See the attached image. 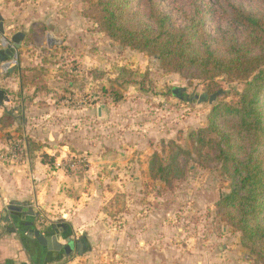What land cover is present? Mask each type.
<instances>
[{
  "label": "rangeland",
  "instance_id": "obj_1",
  "mask_svg": "<svg viewBox=\"0 0 264 264\" xmlns=\"http://www.w3.org/2000/svg\"><path fill=\"white\" fill-rule=\"evenodd\" d=\"M98 1L0 0V15L9 13L11 21L15 19L14 30L28 31L27 43L19 49L18 64L13 69L20 75L23 86L46 87L48 77L53 79L57 101L64 102L67 111L85 106H104L106 110L107 105L128 103L136 127L145 123L153 137L156 130L162 133L161 144L152 152L150 164L156 154L165 165L176 155V166L169 181L155 180L150 172L143 181L145 189L137 191L134 198L133 193L115 194L111 204L105 207L110 219L103 221L112 225L111 230L121 227L124 242L129 239L126 249L117 256L114 251V255L100 253L80 258L77 264H264L260 256L242 246V233L229 225L224 211L217 207L220 199L231 192V179L216 160L221 140L207 135V146L199 155L190 139L193 132L209 126V116L215 106L237 105L244 83L227 76L205 80L197 70L182 74L166 71L154 56L124 47L104 32ZM228 1L247 12L264 16V0H201L202 26L216 48L224 47L230 37L243 38L242 29L226 15ZM160 2L161 10L177 28L184 29L192 20L200 18L189 0ZM129 12L132 23L155 26L140 0H131ZM36 15L39 19L35 22ZM3 37L0 35V48ZM80 58H85V62H79ZM0 74L8 75L1 72V66ZM69 83L70 89L65 88ZM174 88L185 89L184 100L173 95ZM220 89L226 95L220 96L213 105L200 104L195 99ZM81 100L85 104H79ZM106 117L107 111L103 117L94 119V125L103 128L101 124ZM12 120L6 114L1 120L3 127L12 125ZM2 133L9 140L16 137ZM21 136L17 137L24 138ZM86 166L80 172L68 173L84 177L89 171L88 160ZM120 214H130L139 223L128 225L126 220V224L116 225L114 217ZM147 214L152 233L138 234L143 230L142 220ZM101 226L105 228L103 223ZM79 252L74 251L72 261L81 256ZM69 262L65 259L57 264Z\"/></svg>",
  "mask_w": 264,
  "mask_h": 264
},
{
  "label": "crops",
  "instance_id": "obj_2",
  "mask_svg": "<svg viewBox=\"0 0 264 264\" xmlns=\"http://www.w3.org/2000/svg\"><path fill=\"white\" fill-rule=\"evenodd\" d=\"M38 19L36 15L33 21ZM12 21L9 13L0 15V34L11 40L18 36L23 48L28 31L14 30ZM6 52L0 48V63L9 58ZM79 62L84 63L85 58ZM52 81L48 77L46 87H25L15 70L0 74V150L18 140L19 134L28 145L27 161L0 163V264H57L65 259L70 260L68 264H77L80 258L94 254L114 255L115 251L119 255L129 239L124 242L121 227L111 230L112 225L103 221L110 219L105 207L115 194L133 193L134 198L137 191L145 189L143 181L150 175L152 152L161 144L160 130L153 137L145 123L138 127L133 124L128 103L107 105V117L99 129L93 123L99 118V106L67 111L64 102L58 103ZM77 92L82 93V89ZM6 114L13 118L12 125L3 127L1 120ZM2 132L16 137L9 140ZM78 156L89 162L84 177L58 168V163ZM13 208L28 209L33 215ZM147 216L138 234L152 233ZM126 220L128 225L138 221L130 214L117 215L113 221L120 225ZM31 230L56 238L59 246L71 239L74 249L68 254L63 249L50 250L30 236ZM76 249L81 256L72 261Z\"/></svg>",
  "mask_w": 264,
  "mask_h": 264
},
{
  "label": "trees",
  "instance_id": "obj_3",
  "mask_svg": "<svg viewBox=\"0 0 264 264\" xmlns=\"http://www.w3.org/2000/svg\"><path fill=\"white\" fill-rule=\"evenodd\" d=\"M189 1L200 18L184 29L177 28L161 10L160 0H140L155 26L132 23L131 0H99L97 7L103 30L111 39L154 56L166 71L197 70L205 80L227 76L244 83L237 105L215 106L209 126L193 132L190 139L199 155L207 146V135L221 140L216 160L231 179V192L217 207L229 225L242 233V246L264 260V16L228 1L226 15L242 29L243 38L230 37L224 47L216 48L202 26L201 0ZM174 166L176 155L165 165L156 154L151 176L169 181Z\"/></svg>",
  "mask_w": 264,
  "mask_h": 264
},
{
  "label": "built area",
  "instance_id": "obj_4",
  "mask_svg": "<svg viewBox=\"0 0 264 264\" xmlns=\"http://www.w3.org/2000/svg\"><path fill=\"white\" fill-rule=\"evenodd\" d=\"M3 37V36H2ZM1 48L4 50H11L13 55L4 62L0 63L1 72L8 74L18 64L19 49H16L15 44L11 39L1 38ZM96 100V98H94ZM79 104H85L84 100L79 101ZM28 159V145L25 138L10 143L6 148L0 150V163H23ZM87 160L84 157H72L63 162L58 163V168L67 172L77 173L87 167ZM42 222V221H41Z\"/></svg>",
  "mask_w": 264,
  "mask_h": 264
},
{
  "label": "water",
  "instance_id": "obj_5",
  "mask_svg": "<svg viewBox=\"0 0 264 264\" xmlns=\"http://www.w3.org/2000/svg\"><path fill=\"white\" fill-rule=\"evenodd\" d=\"M0 29H3V27L1 26ZM0 35L4 36V34H0ZM17 37L12 39L11 41L15 44L16 49H19L21 47V43ZM6 53L9 55L8 57H12V55H13L11 50H7ZM5 60L6 59H2L1 63L4 62ZM184 93H185L184 88H174L173 89V95L176 97H179L181 100H184V97H181L184 95ZM222 95H226V92L224 90L220 89L216 93H214L210 96H208L207 94H202L200 96H195V99H197V101L200 104L208 102L210 105H213L218 100V98ZM104 112H105V107L104 106L99 107V118L103 117ZM14 209L18 212H23L25 214L33 215V213H29L28 209L13 208L12 210H14ZM8 220H9V218L7 217L6 221H8ZM10 231L16 232V230L14 228H11ZM30 236L35 237L41 245H43V246L48 245L50 250H52V249L62 250L63 249L68 254L74 249V243L71 239H67V245L59 246L56 242V238L55 239L46 238V237H44V235L39 230H31ZM51 244H53V246H51Z\"/></svg>",
  "mask_w": 264,
  "mask_h": 264
},
{
  "label": "flooded vegetation",
  "instance_id": "obj_6",
  "mask_svg": "<svg viewBox=\"0 0 264 264\" xmlns=\"http://www.w3.org/2000/svg\"><path fill=\"white\" fill-rule=\"evenodd\" d=\"M181 97H184V95H183V96H181Z\"/></svg>",
  "mask_w": 264,
  "mask_h": 264
}]
</instances>
